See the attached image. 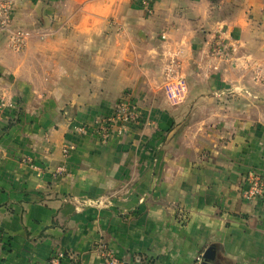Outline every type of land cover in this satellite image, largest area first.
I'll list each match as a JSON object with an SVG mask.
<instances>
[{"label":"crops","instance_id":"crops-1","mask_svg":"<svg viewBox=\"0 0 264 264\" xmlns=\"http://www.w3.org/2000/svg\"><path fill=\"white\" fill-rule=\"evenodd\" d=\"M12 1L33 33L17 52L0 29V264L57 250L107 264L103 247L134 264H264V194L243 197L264 174V0ZM125 94L141 118L124 135L74 132Z\"/></svg>","mask_w":264,"mask_h":264},{"label":"built area","instance_id":"built-area-1","mask_svg":"<svg viewBox=\"0 0 264 264\" xmlns=\"http://www.w3.org/2000/svg\"><path fill=\"white\" fill-rule=\"evenodd\" d=\"M143 7L149 13L153 11V0H141ZM14 3L12 0H0V29L7 33L9 41L15 50H23L27 45L28 31L14 24ZM237 51V46L223 37H217L212 44L214 56L220 60H232ZM167 85L166 94L171 103L182 102L187 94V85L182 79L175 78V69L170 66L166 70ZM3 96H0V105L3 103ZM141 118L138 104L130 95H125L119 101L112 114L98 116L90 123L80 124L75 127V132L80 136L96 135L100 142H108L114 132L124 135L129 127L137 123ZM75 148L73 144H65L62 152L67 157ZM66 171L64 166L56 168L57 175ZM264 194V174L258 171H250L246 176L243 197L253 200ZM96 203V202H94ZM102 256L107 264H134L124 259L118 258L109 248L103 247ZM66 257V253L57 250L50 258L51 264H60ZM203 260V255L197 257V262Z\"/></svg>","mask_w":264,"mask_h":264},{"label":"rangeland","instance_id":"rangeland-1","mask_svg":"<svg viewBox=\"0 0 264 264\" xmlns=\"http://www.w3.org/2000/svg\"><path fill=\"white\" fill-rule=\"evenodd\" d=\"M14 11H15V6H14ZM13 19H14V15H13ZM38 23L40 24V23H42L41 21H38ZM15 24V23H14ZM16 26H20L21 28H23L25 31H28V33H29V35H28V38H27V44H28V42H29V39H30V37L32 36V29H30V28H27V27H24V26H22V25H19V24H15ZM31 31V32H30ZM31 33V34H30ZM27 46V45H26ZM26 46H25V48H26ZM24 48V49H25ZM23 49V50H24ZM15 50V49H14ZM23 50H15V51H17V52H21V51H23ZM165 89V92H166V87L164 88ZM125 95H128V94H125ZM120 100V99H119ZM118 100V101H119ZM117 103V102H116ZM116 103H115V105H114V109H115V106H116ZM114 109H113V111H114ZM139 122V121H138ZM84 124V123H83ZM80 125V124H79ZM78 126V125H77ZM74 132H75V129H74ZM76 133V132H75ZM77 134V133H76ZM92 204H95L94 203V201H93V203Z\"/></svg>","mask_w":264,"mask_h":264}]
</instances>
